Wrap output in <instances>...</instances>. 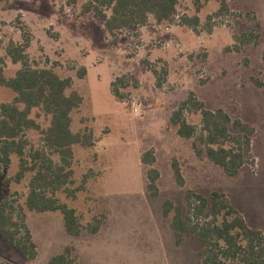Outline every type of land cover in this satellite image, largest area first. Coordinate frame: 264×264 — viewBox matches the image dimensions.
I'll list each match as a JSON object with an SVG mask.
<instances>
[{"label":"rangeland","instance_id":"374dc122","mask_svg":"<svg viewBox=\"0 0 264 264\" xmlns=\"http://www.w3.org/2000/svg\"><path fill=\"white\" fill-rule=\"evenodd\" d=\"M87 1L0 0V75L12 78L21 68L7 50L27 38L32 68L50 69L72 80L67 94L76 92L83 101L71 114V131L90 130L93 146L72 148L73 185L55 198L74 209L83 226L95 217L104 220L97 235L72 237L59 212L27 210L33 173L7 184L20 165L19 158L11 156L0 177V203L10 199L23 208L37 257L25 260L0 236V264H48L68 247L85 264H199V242L183 235L177 244L171 227L175 211L164 215L167 202L186 212L188 190L207 199L214 192L224 194L248 226L264 234V0H228L230 14L213 18L211 32L207 17L217 12L221 0H179L180 17L199 18L198 33L177 23L151 22L147 26L153 33L148 36L138 29L108 34L93 13L81 14ZM249 31L259 33L256 46L247 45L240 53L226 51L235 35ZM119 78L126 85L120 89L121 100L111 94V84ZM191 92L206 109H222L255 129L254 166L228 177L205 155L197 157L191 140L177 136L170 116ZM14 98L10 89L0 87V104ZM30 118L41 129L49 127V118L37 109ZM187 120L200 123L197 115ZM25 139L26 155L43 145L38 131H28ZM148 151L159 173L156 197L147 190L149 167L141 161ZM173 160L181 169L183 187L176 184Z\"/></svg>","mask_w":264,"mask_h":264},{"label":"trees","instance_id":"16d2710c","mask_svg":"<svg viewBox=\"0 0 264 264\" xmlns=\"http://www.w3.org/2000/svg\"><path fill=\"white\" fill-rule=\"evenodd\" d=\"M227 2L221 0L217 12L207 17L208 32H211L213 18L230 14ZM178 5L179 0H89L81 14L93 13L95 18L104 22V28L110 35L116 31L139 29L149 21L167 26L177 23L198 33L199 18L180 17ZM259 38L256 31L235 35L234 44L226 51L240 53L247 45L256 46ZM28 47L27 38L23 45L11 44L7 55L13 64H21V68L12 78L0 75V87L8 88L15 94L11 103L0 104V177L3 170L9 168L11 156H17L20 160L19 171L6 183H20L27 173H33L24 204L26 209L36 213L59 212L66 233L72 237H79L82 232L96 235L103 218L95 217L83 226L76 211L55 198L57 192L73 185L72 148L76 145L82 148L93 146L90 130L71 131V114L81 106L83 99L76 92L67 94L72 85L70 78L62 79L50 69L32 68L26 54ZM262 60L264 62V55ZM83 73L80 75L83 76ZM256 86L260 88L262 85L256 82ZM125 87L124 78H119L111 84V94L121 100L120 89ZM35 109L49 118L47 129H41L30 118ZM196 115L200 117L198 126L187 120L188 116ZM170 124L175 127L179 138L192 141L197 157L205 155L212 165L221 168L228 177H236L242 167L255 164L252 158L255 129L239 119H232L222 109H206L193 92L172 112ZM28 131H38L43 145L36 150L31 149L30 154L26 155L28 141L25 135ZM52 157H58V161L54 162ZM141 161L149 167L146 173L147 190L152 197H156L159 173L153 167L155 157L148 151ZM171 168L176 184L183 187L184 179L176 160H173ZM83 188L71 192L70 197L75 198L74 194ZM185 200V213L182 207L174 208L167 202L164 215L175 211L171 227L177 244L181 243L183 235H191L199 242V264H264V234L249 227L224 194L214 192L207 199L188 190ZM0 236L25 260L32 261L37 257V247L27 226L24 210L10 199L0 203ZM73 252L72 248H65L48 264H85L73 257Z\"/></svg>","mask_w":264,"mask_h":264},{"label":"crops","instance_id":"0c3cea01","mask_svg":"<svg viewBox=\"0 0 264 264\" xmlns=\"http://www.w3.org/2000/svg\"><path fill=\"white\" fill-rule=\"evenodd\" d=\"M151 22H153V21H149V23H151ZM149 23H148V24H149ZM148 24H147V25H148ZM147 25H145V26H143V27H141V28L138 29L139 32H140V34L143 33L144 36L152 35L153 32H152L150 26H147ZM96 235H97V234H96Z\"/></svg>","mask_w":264,"mask_h":264}]
</instances>
